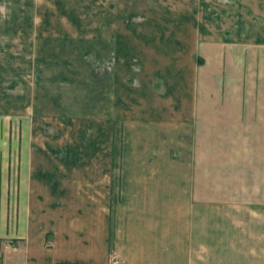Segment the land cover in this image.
I'll return each instance as SVG.
<instances>
[{
	"label": "crops",
	"instance_id": "1",
	"mask_svg": "<svg viewBox=\"0 0 264 264\" xmlns=\"http://www.w3.org/2000/svg\"><path fill=\"white\" fill-rule=\"evenodd\" d=\"M201 2L119 143L98 125L15 173L0 264H264V0Z\"/></svg>",
	"mask_w": 264,
	"mask_h": 264
},
{
	"label": "rangeland",
	"instance_id": "2",
	"mask_svg": "<svg viewBox=\"0 0 264 264\" xmlns=\"http://www.w3.org/2000/svg\"><path fill=\"white\" fill-rule=\"evenodd\" d=\"M201 1L0 0V208L6 203L9 223L16 172L53 151L63 157L73 139L93 141L98 125L116 128L112 140L121 141L149 88L134 75L161 69L159 47L191 49Z\"/></svg>",
	"mask_w": 264,
	"mask_h": 264
},
{
	"label": "built area",
	"instance_id": "3",
	"mask_svg": "<svg viewBox=\"0 0 264 264\" xmlns=\"http://www.w3.org/2000/svg\"><path fill=\"white\" fill-rule=\"evenodd\" d=\"M110 264H120L117 257L114 254L110 255Z\"/></svg>",
	"mask_w": 264,
	"mask_h": 264
}]
</instances>
